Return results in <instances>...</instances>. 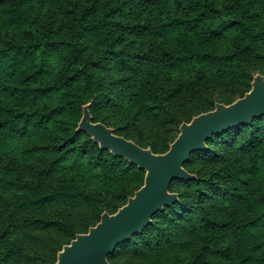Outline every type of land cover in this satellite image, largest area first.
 I'll list each match as a JSON object with an SVG mask.
<instances>
[{
    "label": "rangeland",
    "instance_id": "374dc122",
    "mask_svg": "<svg viewBox=\"0 0 264 264\" xmlns=\"http://www.w3.org/2000/svg\"><path fill=\"white\" fill-rule=\"evenodd\" d=\"M31 4L32 2L27 17L37 24L30 25L33 30L44 25L45 33H48L61 30L67 25L68 21L57 13L51 3ZM188 33L180 30L172 34H162L151 29L146 32H135L124 40H118L115 38L116 34L107 32L103 35H85L80 39L79 45L87 58L104 55L105 49H113L132 62L134 60L129 51L137 53L139 49L157 52L164 45L172 48L190 47L223 51L228 45L206 46L200 37L194 36L193 39ZM64 34L68 36L70 32L66 31ZM11 36H15L18 43L27 41L22 27L8 30L6 37L11 39ZM102 63L103 66L97 70V82L119 90L113 93L115 97L123 92L134 93L138 95L139 101L132 109L126 106L121 110L94 106L92 111L95 119L115 128L118 134L144 147L154 148L153 145H156L158 147L156 152H165L169 148L179 134L182 122L190 121L195 115L213 109L217 101L227 104L235 101L251 89L256 73L264 74L262 61L243 59L235 65L236 71L241 73L235 82L216 75L219 83L215 87L208 88L199 95L184 94L175 98V102L169 100L165 107H160V98L151 90L153 85L150 82L160 81L158 90L164 94L179 83H184L181 86V91H184L188 81L193 79L191 75L194 67L173 69L165 73L151 63H147L148 70H144L139 64L133 67L126 61L116 60L114 56H110L109 59L103 58ZM138 69H142V72L138 73ZM52 70L50 68L49 72L37 77L35 81H26L25 84L38 85L46 89L52 84L59 87L65 77ZM26 75L27 72L22 70L15 71V78L23 79ZM211 75L209 69L203 73L205 77ZM87 86L85 79L77 80L66 88H54L50 94L38 93V98L26 102L30 109L39 107L40 110L47 111L50 106L60 105L56 107H61L62 110H56L50 121L42 123L34 131L31 130L19 141L18 151L23 152V155L19 156V153L15 152V187L6 190L0 186V264L54 263L63 245L69 243L77 233L88 231L90 226L100 220L104 211L116 212L144 183L145 170L130 164L124 158L101 155L98 146L86 141L85 134H81L76 140L81 147L87 145V149L84 150L86 152H73L68 163L58 165L52 172L48 171L50 163L63 153L64 141L77 129L83 115L82 106L93 100ZM188 88L191 92L195 91L192 87ZM118 99L123 101L120 97ZM23 103L21 99L15 98L14 101L0 96V118L9 115V108L14 107V104L22 106ZM143 104L145 108L140 110V105ZM149 115H152L151 119L147 118ZM262 122L259 121L260 125H263ZM249 131V127L246 128L231 142L216 141L213 145L215 154L212 156L194 152L193 161L188 164L192 172L203 178L219 179L221 187L227 188L235 196L231 209L233 211L235 209L236 218L240 221H250L264 210L263 191L258 188L253 192L252 189L264 187V156L258 157L257 164L260 169L258 172L251 164V155L240 149V143ZM229 160H237L233 161L232 169L228 166ZM241 169L243 171H240ZM222 172L227 175H221ZM241 175L246 182L238 178ZM206 184L211 185L208 182ZM197 187V184L181 181L175 182L172 187V191L190 192L193 206L178 218L176 232L172 235L169 233L173 241L167 243V249V246L160 250L155 246L148 247V244L144 243L143 249L139 252L127 251L117 257L115 260L117 264H186L199 255L210 259L213 264H238L245 249L262 250L260 257L261 261H264V220L251 224V233L242 237L239 242L229 233L217 230L213 236L217 250L205 251L206 242L202 238L204 231L202 228L196 230L195 227H201V213L206 211V208L211 211L210 216L213 219L221 220V214L228 207L222 202L215 203V200L227 195L226 190L221 189L203 204L198 200L197 194L194 195ZM54 191L75 195L56 198L42 207L33 206L29 202L31 198H40ZM241 194L250 195L249 201L241 197ZM16 216H21L22 219L33 216L48 218L55 222L54 225H61V228H33L24 224H22L24 227L17 228L8 224L13 222L12 219ZM12 255L14 256L10 258Z\"/></svg>",
    "mask_w": 264,
    "mask_h": 264
},
{
    "label": "trees",
    "instance_id": "16d2710c",
    "mask_svg": "<svg viewBox=\"0 0 264 264\" xmlns=\"http://www.w3.org/2000/svg\"><path fill=\"white\" fill-rule=\"evenodd\" d=\"M31 2V5L43 4V2L51 3L57 13L68 21L65 28L56 31L52 29L54 32L45 33L46 27L40 25L37 30H33L30 25L37 24L27 17L28 11L31 10L29 9ZM15 27H22V31L25 33L24 38H27V41L18 43L15 36H11V39L6 37V32ZM151 29L162 34H172L184 30L188 31L193 39L194 36L200 37L206 46L221 44L224 47L226 44L228 45L223 51L200 50L190 47L172 48L164 45L157 52L151 49H139L137 53L129 51L132 54L133 62L127 57L119 55L118 51L113 49H105L104 55L87 58L83 55V48L79 45L80 39L85 35H103L112 32L116 34V39L124 40L135 32H146ZM66 31L70 32L68 36L64 34ZM107 53L114 56L116 60L126 61L133 67L135 64H139L144 70H148L147 63L159 67L165 73L171 72L173 69L194 67L191 75L193 79L188 81L184 91H181V86L184 83H179L164 94L158 90L160 81L155 83L149 81L153 85L151 90L160 98L159 106L165 107L169 100L175 102V98L184 94L199 95L208 88L215 87L219 83V78L216 75L224 76L227 81L235 82L241 74L236 71L235 65L243 59L264 63V0H100L99 2L98 0L92 2L86 0H0V96L11 98L14 101L15 98L24 101L22 106L14 104V107L9 108L10 114L0 118V186L2 188L8 190L15 187V152L19 153V156L23 155V152L18 151L19 141L31 130L34 131L42 123L50 121L56 110H62L61 107H56L60 105L50 106L47 111H42L39 107L30 109L26 102L29 99L38 98V93L50 94L54 88H66L74 81L85 79L88 84L87 88L92 93H90V97L93 98L92 102H88L92 115L94 106L110 107L115 110L125 109V106L131 109L137 106L139 101L137 94L123 92L115 97L113 93L119 90H114L109 86L105 87L97 82L96 74L97 70L103 66V58L109 59L110 57ZM50 68L53 69V72L65 77L59 87L52 84L46 89L38 85L25 84L26 81H35L37 77L49 72ZM142 69H138V73H141ZM206 69L212 73L211 76H203ZM17 70L27 72V75L23 79L15 78ZM204 82H206V86H204ZM188 87H192L195 91L191 92ZM119 97L123 101H120ZM144 108L145 104L140 105V110ZM151 116L149 115L147 118L151 119ZM94 120H96L95 117ZM259 121H263V125H260ZM248 127L250 131L242 139L240 149L245 150V154L251 155L252 166L260 172L257 162L259 156H264V115L255 116L249 123H242L214 133L207 139L208 147L193 151L184 166L192 172L188 164L193 161L192 154L194 152L212 156L215 154L213 145L216 141L231 142L237 134L242 133ZM115 132L118 133L116 129ZM81 134L87 136L88 143L98 146L101 155L126 159L123 156L114 155L107 148L100 147L99 143L93 140L86 131L76 129L74 134L62 144L65 147L63 153L50 163L49 172L56 169L58 165L68 163L71 153L76 151L83 153L87 149V145L81 147L76 140ZM153 146L152 149L156 152L158 147ZM233 161L237 162V160ZM233 161H228L230 169H232ZM192 173L196 174V178H174L170 183V190L172 191V187L177 181L197 184L198 190L194 195L197 194L198 200L203 204L221 189H225L227 195L215 200V203L222 202L228 207L221 214V220L213 219L210 216L211 211L206 208V211L201 213V227H195L196 230L202 228L204 231L202 238L206 242L205 251L217 250L216 240L213 239L217 230L229 233L239 242L242 237L251 233V224L264 220V210H262L256 218L250 221H240L236 218L235 209L234 211L231 209L234 206L233 198L235 196L227 188L221 187L219 179H214L215 177L203 178L196 172ZM221 175L226 176L227 174L222 172ZM242 176L238 178L246 182ZM207 182L211 185H207ZM258 188H261L264 195V187H252L253 192H256ZM176 192L179 194L177 201L157 211L153 216V221L143 231L136 232L130 239L122 241L108 255L111 263L117 264L116 258L127 251L139 252L143 249L144 243H147L148 247L155 246L160 250L166 246V249L168 248L167 243L173 241L169 233L172 235L176 232L178 218L193 206L190 192ZM247 194L240 196L249 201L250 195ZM74 195L75 193L66 194L54 191L44 194L40 198H31L29 202L33 206L40 205L42 207L56 198ZM12 221L8 224L17 228L24 227L22 224L33 228H61V225H54L53 220L38 216L25 219L16 216ZM217 227L218 229H216ZM262 252L257 249H245L238 264L243 262L264 264L260 257ZM201 258L202 256L199 255L186 264H213L210 259Z\"/></svg>",
    "mask_w": 264,
    "mask_h": 264
},
{
    "label": "water",
    "instance_id": "95a60500",
    "mask_svg": "<svg viewBox=\"0 0 264 264\" xmlns=\"http://www.w3.org/2000/svg\"><path fill=\"white\" fill-rule=\"evenodd\" d=\"M82 109L77 130L86 131L100 147L144 169V183L116 212L104 211L88 231L77 233L63 245L57 260L47 264H113L108 255L122 241L143 231L157 211L179 199V194L169 188L171 181L196 178V174L184 166L193 151L207 148V139L214 133L264 115V74L256 73L251 89L235 101L229 104L217 101L213 109L182 122L179 134L165 152H155L151 147L116 133L106 123L94 120L89 103Z\"/></svg>",
    "mask_w": 264,
    "mask_h": 264
}]
</instances>
